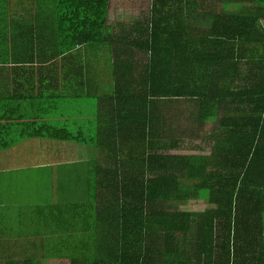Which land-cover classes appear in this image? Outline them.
Here are the masks:
<instances>
[{"label":"trees","instance_id":"1","mask_svg":"<svg viewBox=\"0 0 264 264\" xmlns=\"http://www.w3.org/2000/svg\"><path fill=\"white\" fill-rule=\"evenodd\" d=\"M5 2L11 19L54 15L41 0ZM53 3L56 47L39 64L62 66L61 84L22 76L13 102L0 95V122L14 104L6 116L29 137L91 145L94 157L81 182L61 181L65 194L32 206L19 227L26 242L2 247L0 264H264V0H153L143 22L117 34L109 0ZM0 36L32 48L26 35ZM133 49L146 60L132 61ZM86 98L97 101L92 135L53 125L59 100L68 118ZM182 100L193 103V134L217 127L209 154L173 153L189 136L160 103Z\"/></svg>","mask_w":264,"mask_h":264},{"label":"crops","instance_id":"2","mask_svg":"<svg viewBox=\"0 0 264 264\" xmlns=\"http://www.w3.org/2000/svg\"><path fill=\"white\" fill-rule=\"evenodd\" d=\"M53 1L49 0V4L51 5L50 11L54 14L52 17H56V6ZM10 9V3L5 2V0L0 1V30L16 36L26 35L27 37H24L26 40H23V42L26 41L32 46L29 52H27L28 49H23L22 43L19 45V40L18 42L14 41V45L12 46L9 41L6 43L0 36V62H7L8 60L7 64L0 63V95L10 98V101L13 102L11 97L14 94H19L22 76L29 78L26 84L32 85V87L42 82L46 85L47 82L52 81L50 77L46 76L54 75V81H58L63 73V68L62 66H51L49 68V65L44 66L39 64L42 61L39 59L42 58L45 59L43 61H47L49 60L48 57L54 53L53 47L56 46L53 44V35L58 27V19L52 17L44 18L41 15L38 18L32 17L29 19V17H24V19H11ZM44 35L47 36V39L39 38V36ZM19 39L22 40L21 38ZM39 46L40 48H38ZM23 55L27 57H31L32 55V68H19V66L14 65L15 62H12V59L19 58L20 56L23 57ZM57 83L61 84V81ZM65 104L64 100L58 101L60 112L54 114L53 121L57 116L60 120L66 119L67 114L63 113ZM12 105L7 106V111L1 109L3 111L2 115L7 120L5 119L0 122L3 124L0 126V220L8 219L6 212H14L16 208L23 209L28 206L32 209V206L47 204L49 198H52L53 192L60 195L65 194L66 190L63 188L61 181L74 177V172L68 167L67 163L60 166L55 165L54 162L50 163L49 158L52 157L54 152L46 155L49 153L46 145L49 144L56 148L59 144L67 141L29 137L30 135L26 134L28 132L19 130L20 127L17 126L20 125L19 122L11 120L6 116L13 113L14 106ZM43 117L47 118L45 115ZM48 119H51V116ZM10 124L12 125L10 126ZM20 137L26 138L20 139ZM5 141H9L8 143L11 144L5 146ZM83 168H86L85 163L78 164L76 176L78 175L81 181L83 178ZM56 185H59L57 191ZM61 197L64 199L63 196ZM19 233L11 234L10 228L6 225H0V249L2 247L11 248L18 246V243L26 242V239L21 240L18 237H13L18 236Z\"/></svg>","mask_w":264,"mask_h":264},{"label":"rangeland","instance_id":"3","mask_svg":"<svg viewBox=\"0 0 264 264\" xmlns=\"http://www.w3.org/2000/svg\"><path fill=\"white\" fill-rule=\"evenodd\" d=\"M152 1L153 0H109L107 28L110 32H113V34H117L122 31V27L130 29L135 24L143 22L152 9ZM48 3L50 2H47V0H41L39 7L45 8L48 6ZM133 51L134 53L132 54V61L142 63L146 60V52L138 49H133ZM124 57L127 58V54ZM92 69L95 70L94 68ZM100 84L102 83L97 84L99 89L101 88ZM76 101H79L76 103V107L68 110L69 117L66 119L55 120L53 121V125L56 127H64L67 125V127L71 128L74 133L80 132L83 134L85 133L87 135H92L96 128L95 116L97 115V101L94 98H86ZM161 102V111L165 114L170 112L169 116L171 117L170 119H173L171 121L173 123V127L177 128L175 130L177 131L176 133L189 136L186 139L183 148L181 150L174 151L173 153H187L197 155L209 154L211 146L210 136L217 127L214 124H208L205 128L199 131L198 134H193L192 130H195L197 127L194 126L193 114L195 112L193 109V103L183 100L179 102L172 101V103H163V101ZM64 107L67 108L68 104H65ZM46 148L49 152L46 155H50L54 152L52 157L49 158L50 163L54 162L55 165L58 166L67 163L68 167L74 172L73 179L76 182L81 181L78 175L76 176L78 164H83L90 161L94 157L95 152V148L91 145H83L72 142L59 144L56 148L48 144L46 145ZM196 203L200 204L202 202L190 201L191 207ZM11 214L13 215L11 216ZM6 215L8 216V219H1L0 225H6L8 228H10L11 234H18L19 227L27 224L28 221L32 219V209L28 206L24 207L23 209L16 208L14 212H6ZM13 237L17 238L18 236ZM43 264H68V262L54 260L50 262L45 261Z\"/></svg>","mask_w":264,"mask_h":264}]
</instances>
